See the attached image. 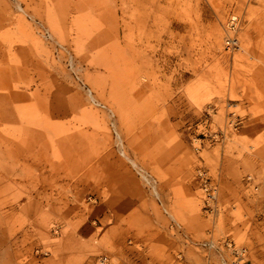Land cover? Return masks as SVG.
Here are the masks:
<instances>
[{
  "label": "rangeland",
  "instance_id": "374dc122",
  "mask_svg": "<svg viewBox=\"0 0 264 264\" xmlns=\"http://www.w3.org/2000/svg\"><path fill=\"white\" fill-rule=\"evenodd\" d=\"M0 264H264V0H0Z\"/></svg>",
  "mask_w": 264,
  "mask_h": 264
},
{
  "label": "built area",
  "instance_id": "2783aa9c",
  "mask_svg": "<svg viewBox=\"0 0 264 264\" xmlns=\"http://www.w3.org/2000/svg\"><path fill=\"white\" fill-rule=\"evenodd\" d=\"M240 23L239 17L235 14L230 15L228 21H227V27L228 30L231 32L233 30L236 29V27H238ZM227 34H229L227 32ZM224 47L228 50L231 48H234L236 46L237 43V39L234 36L231 35H226L225 39H224ZM200 183H201V189L203 190L204 194H205V206H209V203L214 199V192L215 189L210 185V182H208V179L206 177V173L200 171L198 174ZM251 177L247 176L246 177V181L247 183H251Z\"/></svg>",
  "mask_w": 264,
  "mask_h": 264
},
{
  "label": "crops",
  "instance_id": "0c3cea01",
  "mask_svg": "<svg viewBox=\"0 0 264 264\" xmlns=\"http://www.w3.org/2000/svg\"><path fill=\"white\" fill-rule=\"evenodd\" d=\"M13 114H14V112H13ZM26 142H27L28 145L35 144L34 142H32V140L30 138H28L26 140ZM46 144H47V142H45L43 144H36L39 147L38 150H37V153H39V154L43 153L44 152V147H45Z\"/></svg>",
  "mask_w": 264,
  "mask_h": 264
},
{
  "label": "bare ground",
  "instance_id": "6f19581e",
  "mask_svg": "<svg viewBox=\"0 0 264 264\" xmlns=\"http://www.w3.org/2000/svg\"><path fill=\"white\" fill-rule=\"evenodd\" d=\"M8 94H9V92H8ZM3 96H4V94H3ZM5 97H7V96H5ZM14 102V101H13ZM14 107V106H13ZM13 110V109H12ZM118 136V135H117Z\"/></svg>",
  "mask_w": 264,
  "mask_h": 264
}]
</instances>
